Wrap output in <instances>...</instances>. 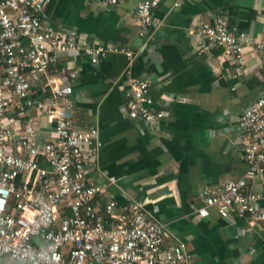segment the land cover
I'll return each instance as SVG.
<instances>
[{
	"label": "crops",
	"instance_id": "obj_1",
	"mask_svg": "<svg viewBox=\"0 0 264 264\" xmlns=\"http://www.w3.org/2000/svg\"><path fill=\"white\" fill-rule=\"evenodd\" d=\"M263 11L264 0H161L154 11L156 25L145 31L137 23L133 0L117 6L50 0L42 14L61 35L74 28L86 43L134 50L132 58L111 52L97 64L83 55L64 54L51 68L75 72L70 78L74 122L99 128L102 144L86 178L104 186L102 207L110 194L119 208L144 199L147 211L169 232L166 244L173 235L186 243L190 264H264V221L252 227L235 213L222 217L217 207H210L207 216L198 212L205 183L221 184L246 174L234 117L264 94V57L254 45L245 47L244 68L236 75L235 65L212 58L221 48L201 49L205 41L198 29L224 17L231 26L264 39ZM131 76H153L156 97L161 92L175 97L159 128L146 127L127 110ZM42 84L35 89L36 99ZM224 118L231 122L228 128ZM40 119L42 129L50 131L48 115L41 112ZM248 182L264 191V172ZM0 264L17 263L3 255Z\"/></svg>",
	"mask_w": 264,
	"mask_h": 264
},
{
	"label": "built area",
	"instance_id": "obj_2",
	"mask_svg": "<svg viewBox=\"0 0 264 264\" xmlns=\"http://www.w3.org/2000/svg\"><path fill=\"white\" fill-rule=\"evenodd\" d=\"M50 0H0V257L17 264H190L186 243L147 211L144 199L119 208L114 194L102 207L104 186L91 184L86 174L101 146L97 125L74 122L71 69L52 70L60 55H83L93 64L111 52L128 58L134 50L86 43L74 28L61 35L43 20ZM117 6L131 0H97ZM141 31L155 26L161 0H133ZM176 1L174 6H178ZM264 15V11H263ZM201 49L219 47L212 58L244 68L245 47L254 45L264 57V39L231 26L224 17L201 24ZM43 83L41 95L34 94ZM153 76H131L126 94L130 115L146 127H160L175 97L152 91ZM156 84V83H155ZM154 84V85H155ZM36 89V90H35ZM49 93V98H46ZM53 123L42 129L40 113ZM228 128L231 122L225 121ZM247 171L225 183H205L198 212L210 207L220 215L247 219L252 227L264 221V191L250 188L248 179L264 172V94L234 117ZM72 214L62 216L65 208ZM44 238L35 241V238Z\"/></svg>",
	"mask_w": 264,
	"mask_h": 264
},
{
	"label": "trees",
	"instance_id": "obj_3",
	"mask_svg": "<svg viewBox=\"0 0 264 264\" xmlns=\"http://www.w3.org/2000/svg\"><path fill=\"white\" fill-rule=\"evenodd\" d=\"M106 204V203H105ZM104 207H105V205H104ZM72 214V211H71V209L70 208H65L63 211H62V216L64 217V216H69V215H71ZM41 237V236H40Z\"/></svg>",
	"mask_w": 264,
	"mask_h": 264
}]
</instances>
